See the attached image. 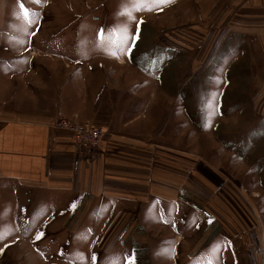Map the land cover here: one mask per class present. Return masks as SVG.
I'll return each instance as SVG.
<instances>
[{"label": "crops", "instance_id": "crops-1", "mask_svg": "<svg viewBox=\"0 0 264 264\" xmlns=\"http://www.w3.org/2000/svg\"><path fill=\"white\" fill-rule=\"evenodd\" d=\"M18 38L0 17V264H97L92 255L130 246L117 241L129 223L149 238L181 234L186 255L201 232L221 228L230 236L217 233L199 256L225 264L237 240L246 264H262L264 200L241 202L218 169L130 137L137 118L116 116L128 91L120 72H67L17 50ZM63 119L103 130L100 149L78 147L56 126ZM225 186L231 195L220 197ZM197 190L203 217L180 227L186 220L173 212Z\"/></svg>", "mask_w": 264, "mask_h": 264}, {"label": "rangeland", "instance_id": "rangeland-1", "mask_svg": "<svg viewBox=\"0 0 264 264\" xmlns=\"http://www.w3.org/2000/svg\"><path fill=\"white\" fill-rule=\"evenodd\" d=\"M0 7L23 54L62 61L67 72H120L128 91L118 96L116 116L137 118L126 129L130 137L218 169L223 183L238 187L241 202L264 200V0H170L144 10L137 0H0ZM185 200L191 206L173 212L186 220L180 227L203 217L199 190ZM217 233L230 236L211 227L186 255L181 234L149 238L129 223L117 241L130 246L91 259L198 264ZM230 246L234 254L224 263L246 264L237 240ZM205 257L212 264L216 255Z\"/></svg>", "mask_w": 264, "mask_h": 264}, {"label": "built area", "instance_id": "built-area-1", "mask_svg": "<svg viewBox=\"0 0 264 264\" xmlns=\"http://www.w3.org/2000/svg\"><path fill=\"white\" fill-rule=\"evenodd\" d=\"M56 126L69 131L74 143L84 150H99L104 132L91 121L60 120Z\"/></svg>", "mask_w": 264, "mask_h": 264}, {"label": "snow or ice", "instance_id": "snow-or-ice-1", "mask_svg": "<svg viewBox=\"0 0 264 264\" xmlns=\"http://www.w3.org/2000/svg\"><path fill=\"white\" fill-rule=\"evenodd\" d=\"M137 2L141 5V10H144V8L149 3L159 6V5H164V4L169 3L170 0H137ZM21 9H22L24 18L27 19L29 17V10L24 7L23 3H21ZM148 10H151V9L149 8ZM141 23H142V21H141ZM133 43H134V41H133ZM129 51H130V49H129ZM4 238L5 237L3 235H0V239H4ZM37 239H40V235L37 236ZM94 259H95V257H94ZM129 264H135L134 258L129 260Z\"/></svg>", "mask_w": 264, "mask_h": 264}]
</instances>
